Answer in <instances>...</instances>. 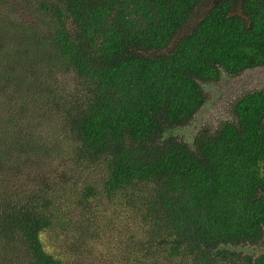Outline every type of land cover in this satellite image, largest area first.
Masks as SVG:
<instances>
[{
  "label": "trees",
  "instance_id": "1",
  "mask_svg": "<svg viewBox=\"0 0 264 264\" xmlns=\"http://www.w3.org/2000/svg\"><path fill=\"white\" fill-rule=\"evenodd\" d=\"M204 1L0 0V264H264V88L176 133L264 66V0Z\"/></svg>",
  "mask_w": 264,
  "mask_h": 264
},
{
  "label": "rangeland",
  "instance_id": "2",
  "mask_svg": "<svg viewBox=\"0 0 264 264\" xmlns=\"http://www.w3.org/2000/svg\"><path fill=\"white\" fill-rule=\"evenodd\" d=\"M209 6H211V0H206L196 9L192 19L193 24L196 23L199 16ZM235 12L240 15L243 14L239 6ZM64 78L68 83L71 81L70 76H64ZM203 87L206 94L204 105L186 127L177 129L176 131L178 136L190 145L193 144L194 138L199 131L204 129L215 131L222 123L234 121V104L239 97L249 91L264 88V66L247 69L237 75L228 74L227 72L222 71L221 77L218 81L203 83ZM50 135H52V138L54 139L57 138L55 133H50ZM58 139L62 140L61 138ZM101 208H104L102 217L108 215L113 221L120 220V207L116 206L115 203H110L108 201L105 202L104 199V205ZM74 209L75 207H71L67 212L71 213ZM69 216L70 215H68V218ZM76 236H78V231L74 228H70L67 231H61L57 228L48 231L47 234L44 235V241L51 250H55L56 248V253L61 252L68 255L69 250L66 253L64 250L65 246L62 245L64 244L63 241H68L69 237ZM236 248L245 253L258 256L264 253V240L260 245L246 244L236 246ZM96 250L99 251L102 249L98 247ZM73 260L76 259L74 258L70 261Z\"/></svg>",
  "mask_w": 264,
  "mask_h": 264
},
{
  "label": "flooded vegetation",
  "instance_id": "3",
  "mask_svg": "<svg viewBox=\"0 0 264 264\" xmlns=\"http://www.w3.org/2000/svg\"><path fill=\"white\" fill-rule=\"evenodd\" d=\"M258 67H260V66H258ZM255 68H257V67H255ZM250 69V68H249Z\"/></svg>",
  "mask_w": 264,
  "mask_h": 264
}]
</instances>
